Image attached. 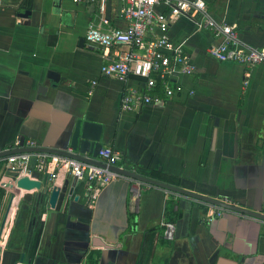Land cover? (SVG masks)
<instances>
[{
	"label": "crops",
	"instance_id": "1",
	"mask_svg": "<svg viewBox=\"0 0 264 264\" xmlns=\"http://www.w3.org/2000/svg\"><path fill=\"white\" fill-rule=\"evenodd\" d=\"M205 2L214 19L238 26L243 44L264 48V0ZM90 22L126 25L117 0L103 12L98 2L0 0V151L29 139L74 152L73 130L87 121L124 168L158 171L264 213V63L216 60L210 32L181 14L167 33L184 44L195 71L175 75L178 96L123 111L124 88L140 82L100 74L113 50L85 40ZM65 159L48 156L43 170L31 159L27 174L40 189L18 187L16 170L0 171V264H264L263 220L217 215L213 204L125 176L92 185ZM45 186L65 188L54 207ZM164 220L175 222L172 240L163 237Z\"/></svg>",
	"mask_w": 264,
	"mask_h": 264
},
{
	"label": "built area",
	"instance_id": "2",
	"mask_svg": "<svg viewBox=\"0 0 264 264\" xmlns=\"http://www.w3.org/2000/svg\"><path fill=\"white\" fill-rule=\"evenodd\" d=\"M72 1L76 4L98 2L99 11L103 12L107 0ZM117 1L120 15L126 22L125 27L102 29L94 22H90L85 40L104 50H113L112 55L99 68L101 75L123 81L136 78L140 82L139 86L127 85L124 88L120 98V108L123 111L135 110L140 105L163 103L178 96L182 87L175 75H190L195 71L184 44L172 42L167 33L171 20L181 14L189 15L196 28L210 32L214 41L208 45L207 51L216 60L232 61L245 67L264 63V48L243 44L238 26L235 23L214 19L208 11L205 0ZM157 6H161V9L157 10ZM92 83L95 84V81ZM36 146L37 144L32 140L17 139L7 149ZM98 154L107 165L124 168L119 164L122 157L119 151L103 146ZM48 156L56 157L45 152L22 151L5 154L0 156V171L10 168L18 171L20 176L28 175L32 158H34L35 167L43 170ZM62 161H65L73 176L85 177L92 185L103 186L115 178L122 177L121 174L111 172L107 168L74 158H66ZM129 170L135 171V169ZM216 209L217 215L228 210L219 206H216ZM161 224L163 237L166 240H172L175 222L164 220Z\"/></svg>",
	"mask_w": 264,
	"mask_h": 264
},
{
	"label": "water",
	"instance_id": "3",
	"mask_svg": "<svg viewBox=\"0 0 264 264\" xmlns=\"http://www.w3.org/2000/svg\"><path fill=\"white\" fill-rule=\"evenodd\" d=\"M70 145L74 152H68L67 150H62L57 148L36 146V147H28V148L5 149L0 151V156L5 154H10L13 152L27 151V152H45L48 154L61 156L65 158H74L79 161H84L90 164L107 168L111 172L121 174L122 176L138 181L139 183L150 184L163 188L169 192L187 195L196 198L198 200L213 204L215 206H219L248 216H253L264 221V213L251 210L248 208H244L242 206L234 204L233 202H228L224 199L216 198L210 195L203 194L198 191L190 190L178 185L164 182L155 179L151 176H148L146 174L138 173L136 171L129 170L126 168H121L114 165H107L106 163L96 160V156L98 154L99 149L101 148V144L99 142V132L98 130L95 129V124L91 122L79 121L76 123V126L73 130ZM87 152L92 153V157L85 156V153ZM16 184L18 187L23 189H32V188L40 189L42 182L39 179L30 177L29 175H22L17 179ZM47 187L48 186L42 188V194L47 197L48 204L51 207H54L60 192H65V188H60L56 186H52L51 188H47Z\"/></svg>",
	"mask_w": 264,
	"mask_h": 264
},
{
	"label": "trees",
	"instance_id": "4",
	"mask_svg": "<svg viewBox=\"0 0 264 264\" xmlns=\"http://www.w3.org/2000/svg\"><path fill=\"white\" fill-rule=\"evenodd\" d=\"M150 176L155 178V179H158V180H161V181H164V182H168V183H171V184H174V185H178V181H175L173 178H171L170 176L166 175V174H163L161 172H158V171H151L150 172ZM3 195V190L0 188V198L2 197ZM263 211H264V208H263Z\"/></svg>",
	"mask_w": 264,
	"mask_h": 264
}]
</instances>
